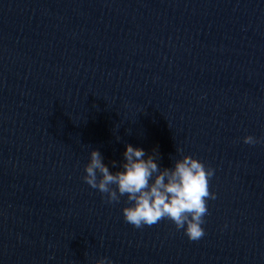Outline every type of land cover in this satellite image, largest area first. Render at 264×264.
I'll return each instance as SVG.
<instances>
[{"label": "water", "instance_id": "95a60500", "mask_svg": "<svg viewBox=\"0 0 264 264\" xmlns=\"http://www.w3.org/2000/svg\"><path fill=\"white\" fill-rule=\"evenodd\" d=\"M127 144L158 149L162 169L183 157L0 73V264H264V198L216 173L200 240L167 218L127 223L126 196L83 180L93 149L114 173Z\"/></svg>", "mask_w": 264, "mask_h": 264}, {"label": "clouds", "instance_id": "9594fccd", "mask_svg": "<svg viewBox=\"0 0 264 264\" xmlns=\"http://www.w3.org/2000/svg\"><path fill=\"white\" fill-rule=\"evenodd\" d=\"M243 142L254 145L260 141L248 135ZM123 155L122 170L113 173L103 163L99 150L93 149L85 165L84 182L104 195L109 204L126 196L129 205L122 209L123 216L135 228L152 226L167 218L177 230L183 229L189 240H200L205 235L202 225L208 214L207 200L217 198L216 193L209 191L215 170L190 155L176 159L173 167L162 169L157 163L158 149L145 159V150L131 144L126 145ZM112 163L115 167L116 162ZM95 264L113 262L104 257Z\"/></svg>", "mask_w": 264, "mask_h": 264}]
</instances>
